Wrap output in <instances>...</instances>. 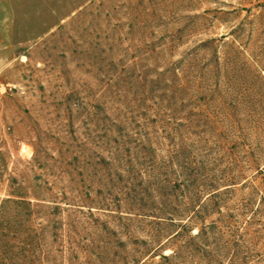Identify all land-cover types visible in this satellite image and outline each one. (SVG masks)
<instances>
[{
	"label": "rangeland",
	"instance_id": "374dc122",
	"mask_svg": "<svg viewBox=\"0 0 264 264\" xmlns=\"http://www.w3.org/2000/svg\"><path fill=\"white\" fill-rule=\"evenodd\" d=\"M0 264H264V0H0Z\"/></svg>",
	"mask_w": 264,
	"mask_h": 264
},
{
	"label": "crops",
	"instance_id": "0c3cea01",
	"mask_svg": "<svg viewBox=\"0 0 264 264\" xmlns=\"http://www.w3.org/2000/svg\"><path fill=\"white\" fill-rule=\"evenodd\" d=\"M26 95H31L28 91ZM26 105L23 109L20 108V122L16 123L18 129H22L20 140L16 141V144H25L30 149L28 158L30 160L37 158L40 154H43L45 148L50 150L49 153H56V157L61 159V163H58V171L63 173H70L75 170V162H72L74 152L72 151V126L70 122V115L65 117V114H58L59 111L48 114L46 111L51 109L62 108L61 103H45V102H33L30 98L26 97ZM65 106L67 103H63ZM59 107H58V106ZM51 106V108H50ZM29 107V111L25 110ZM44 110V112H38V110ZM49 118V119H47ZM68 121V122H66ZM18 145V146H19ZM45 154V153H44ZM43 154V155H44ZM40 163L38 166L40 167ZM44 167L46 165H43ZM41 170L43 167H40Z\"/></svg>",
	"mask_w": 264,
	"mask_h": 264
}]
</instances>
